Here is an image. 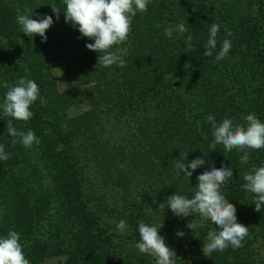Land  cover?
I'll return each instance as SVG.
<instances>
[{
	"label": "trees",
	"instance_id": "obj_1",
	"mask_svg": "<svg viewBox=\"0 0 264 264\" xmlns=\"http://www.w3.org/2000/svg\"><path fill=\"white\" fill-rule=\"evenodd\" d=\"M53 4L61 11L59 19L50 6ZM65 7L63 0H0V105L8 90L4 83L15 86L21 77L34 80L40 89L39 96L46 101L43 106L39 98L34 102L33 116L26 122L3 116L0 108V145L8 155L7 160H0V171L22 162L16 153H22L21 148L13 143L20 137L11 136L7 130V121L12 119L18 132L31 130L35 134L39 143L32 147L38 157L62 178L60 190L73 200L77 216L74 221L68 217L65 220V225L72 220L70 232L75 244L64 251L54 242L44 243L36 233L38 210L19 192L17 200L10 203L19 224L5 225L0 237L9 231L19 233L30 264H56L53 259L60 256L73 264H122L115 257L112 234L100 224L91 201L84 197L78 176L80 166L75 168L72 162L75 158L67 146L71 148L80 141L90 166L99 165V172L111 176L122 187L133 181L131 177L140 176L145 182L143 199L160 198L154 203L158 208L164 203L165 208L158 209L162 211L158 212V223L162 224L157 226L164 224L167 233L180 228L184 233L181 238L190 243L187 253H192L191 264H264V206L255 211L254 194L242 187L243 173L264 166V149H246V163H241L244 153L238 149L227 151L220 144L212 149V126L206 119L212 115L217 124L224 118L245 124L243 118L254 113L264 122V0H150L148 10L137 12L132 18L127 40L112 49L123 59L124 67L98 64V55L102 53L87 49L86 44L94 41L82 37L78 28L65 22ZM25 9L30 10L27 14L33 15V19L52 17L54 23L46 32V42L39 35L30 38L23 34L16 18L26 14ZM181 22L188 32L174 31L172 38L164 34L165 27ZM214 22L220 28L216 49L209 57L204 52ZM225 29L232 35L228 36ZM189 34L193 37L191 47L186 43ZM224 39H229L232 46L226 57L217 60ZM56 61H66L77 82L91 85L88 91L97 102L87 127L76 128L65 116L51 67ZM128 120L132 134H117L118 123ZM145 141H149L151 148L164 149L163 153L159 149L153 151L156 155L160 152L167 161V165L161 163L164 168L159 172L149 164L152 157L147 160ZM180 153L187 155L185 163L202 158L205 164L190 178L183 172L178 176L175 162ZM132 165L135 167L131 168ZM222 165L232 168L233 177L222 185L221 193L236 207L237 222L249 230L242 247L229 245L224 251L205 257L203 242L207 232L217 226L207 221L200 227L198 215L175 216L166 200L175 193L191 198L197 177ZM137 203L134 205L139 214ZM193 219L197 227L192 230L187 224ZM132 221L136 227L139 222H146L137 214Z\"/></svg>",
	"mask_w": 264,
	"mask_h": 264
},
{
	"label": "clouds",
	"instance_id": "obj_2",
	"mask_svg": "<svg viewBox=\"0 0 264 264\" xmlns=\"http://www.w3.org/2000/svg\"><path fill=\"white\" fill-rule=\"evenodd\" d=\"M63 3L66 5L63 10L65 22L78 28L82 37L94 41V43L86 44L87 49L102 53L98 55V64L102 67H111L114 64L124 67L123 59L118 52H113L112 49L127 40L131 33L132 18L136 16L137 12H146L150 0H63ZM50 6L59 19L60 9L54 4ZM25 13L18 14L16 18L23 34L30 38L39 35L42 42H46V32L54 23L52 17L45 15L40 19H33V15L27 14L30 13L29 9H25ZM219 28L220 26L215 22L210 25L205 56L213 55ZM174 31L184 34L188 32V28L183 22L175 27L164 28V34L168 38H172ZM225 31L228 36L232 35L229 30L225 29ZM192 39L191 34L187 35L186 43L189 47L192 46ZM231 46V41L224 39L216 59L220 60L226 57ZM4 87L8 90L3 104L0 105L3 116L26 122L33 116L31 106L34 102L38 98L42 106L46 102L39 96L40 89L34 80L21 77L15 86H9L5 82ZM206 119L212 126L211 135L214 138L210 145L212 149H215L218 144L223 145L227 151L238 149L244 153L241 163H246L249 160L246 149H264V122H261L254 113L243 118L245 124H234L229 118H224L217 124L212 115L207 116ZM197 124L199 126V122ZM7 130L11 136H19L20 142L25 147L39 143L38 138L31 130L26 133L18 132L13 126L12 119L7 121ZM16 142L13 140L14 144ZM7 159L8 155L4 146L0 145V160ZM186 159L187 155L182 153H180V158L176 159L175 168L178 176L183 172L184 176L190 178L197 168L205 164V160L202 158H196L189 163L184 162ZM232 177V168L223 165L218 169L212 167L210 171L205 170L197 177L198 183L191 198L175 193L166 200L167 207L175 216L198 215L200 227H204L207 221H211L217 226L207 232L206 242H203L202 252L205 257L210 256L214 251H224L229 245L233 248L242 247V241L248 235L249 227L237 222L236 207L229 203L225 195L221 193L222 185ZM243 180L245 181L242 185L243 189L254 194V210L261 211L264 206V166L254 167L243 173ZM159 208H165V204L161 203ZM117 227L124 230L127 227L126 221L120 220ZM187 227L193 230L197 227L196 221L193 219L187 224ZM159 229L160 227L139 222L140 239L135 243V247L140 253L153 257L155 264H175L173 258L176 257V253L166 244L164 237L159 234ZM176 235L182 237L184 233L177 232ZM20 239L21 237L16 231H9L6 236L0 237V264H30Z\"/></svg>",
	"mask_w": 264,
	"mask_h": 264
},
{
	"label": "rangeland",
	"instance_id": "obj_3",
	"mask_svg": "<svg viewBox=\"0 0 264 264\" xmlns=\"http://www.w3.org/2000/svg\"><path fill=\"white\" fill-rule=\"evenodd\" d=\"M51 67L66 118L76 128L87 127L90 124L89 122L92 121L94 115L92 108L97 102V99L88 91L91 85L77 82L71 66L66 61H56L52 63ZM123 115L126 116L127 114ZM123 119L124 117H122ZM118 125L117 134H123L124 136L132 134L130 120L119 122ZM102 131L101 128L100 132ZM137 134L140 136L139 132ZM16 143L19 144L22 153L16 152L13 145L12 147L18 158L22 159L21 164L17 167L0 171V230L5 225L15 227L19 224L20 220L14 215L10 204L17 200L19 197L17 192H19L21 197L29 200L32 207L34 206L38 210L39 223H36V233L41 236L40 239L44 243L54 242V245L59 246L64 251L70 247L73 248L75 238L74 234L70 232L73 231L72 220L67 225H65V220L68 217L74 221L77 216L75 215L73 200L60 190L62 178L50 171L51 167L49 166L51 165L42 158L40 159L36 153L37 151L32 146L25 147L20 142V139ZM144 144L147 150L148 162L150 161L149 157H152V159L150 158V166L157 167L156 170L159 172L164 168V165H167V161L165 158H161L160 152L156 155L153 151L159 149L163 153L164 149L158 146H154L157 149L151 148L149 141H145ZM72 145H70L71 148L67 147L69 153L73 154L72 156L75 158V160H72L75 163V168L77 164L81 168H79L78 176L82 182L81 187L83 188V193H85L84 197L91 201L90 205L95 210L94 215L100 218V224L108 233L112 234L114 249L116 250L115 257L122 264H155L153 257L140 253L135 247V243L139 242L140 237L138 226L136 227L132 218H135L137 214L140 217L142 216V219L147 222H145L146 224L157 228L160 227L159 234L164 237L166 244L176 253V257L173 258L175 264H191L192 253L189 255L187 253L190 243L182 239L184 235L182 238L176 235L177 232H180V228L177 231L167 233L165 232L166 226L164 224L157 226L162 224L158 223L160 218V213L158 212H162L164 209L162 208V211H158L160 208L154 203L159 201L160 198L158 196H152L155 200L152 198L143 199L142 192L145 182L140 179L141 177H131L133 181L127 187H122L111 176H106L103 172H99V165L90 166L91 161L87 159L85 151L80 146V141L74 142ZM134 165L131 168L135 167ZM138 166L140 168L142 163L140 164L139 162ZM136 168L139 169L138 167ZM131 176L134 175L131 174ZM134 202L140 203L141 213H137ZM120 220L126 221L127 227L124 230H120L117 227ZM174 236L176 237L172 238ZM28 240L30 243L32 242L30 237ZM192 245L194 244L192 243ZM53 260L56 264H73L67 262L65 256H60Z\"/></svg>",
	"mask_w": 264,
	"mask_h": 264
}]
</instances>
